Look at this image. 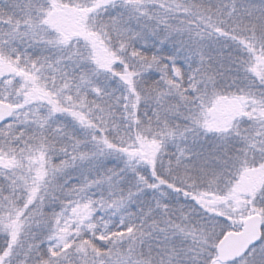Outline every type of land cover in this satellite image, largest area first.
<instances>
[{
  "label": "snow or ice",
  "instance_id": "1",
  "mask_svg": "<svg viewBox=\"0 0 264 264\" xmlns=\"http://www.w3.org/2000/svg\"><path fill=\"white\" fill-rule=\"evenodd\" d=\"M0 264H264V0H0Z\"/></svg>",
  "mask_w": 264,
  "mask_h": 264
}]
</instances>
